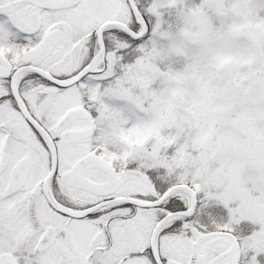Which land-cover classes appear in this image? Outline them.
Wrapping results in <instances>:
<instances>
[{
    "label": "snow or ice",
    "instance_id": "snow-or-ice-1",
    "mask_svg": "<svg viewBox=\"0 0 264 264\" xmlns=\"http://www.w3.org/2000/svg\"><path fill=\"white\" fill-rule=\"evenodd\" d=\"M0 264H264V0H0Z\"/></svg>",
    "mask_w": 264,
    "mask_h": 264
},
{
    "label": "rangeland",
    "instance_id": "rangeland-1",
    "mask_svg": "<svg viewBox=\"0 0 264 264\" xmlns=\"http://www.w3.org/2000/svg\"><path fill=\"white\" fill-rule=\"evenodd\" d=\"M227 59V58H226ZM217 207H219V206H217Z\"/></svg>",
    "mask_w": 264,
    "mask_h": 264
}]
</instances>
